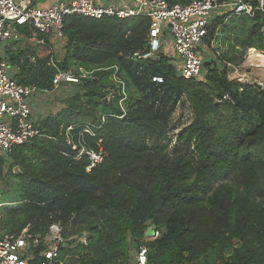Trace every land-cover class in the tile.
Segmentation results:
<instances>
[{
  "label": "trees",
  "instance_id": "trees-1",
  "mask_svg": "<svg viewBox=\"0 0 264 264\" xmlns=\"http://www.w3.org/2000/svg\"><path fill=\"white\" fill-rule=\"evenodd\" d=\"M226 19L212 21L206 43ZM228 19L231 26L223 28L234 36L231 53L242 60L246 49L264 51L262 12ZM63 24L64 56L57 67L117 65L127 81L126 112L120 118L108 71L74 85L80 91L63 100L64 108L38 123L41 135L13 149L9 171L18 181L1 229L44 235L59 223L63 264H130L131 251L142 244L147 264H264V86L229 80L225 65L206 63L203 77L186 80L164 53L133 57L147 48V18L66 16ZM22 33L32 37L27 28ZM25 41L8 51L20 69L18 82L52 90V53L41 57L30 45L21 47ZM155 76L163 82L153 83ZM109 91L114 97L106 101ZM180 97L192 117L167 137V119ZM69 126L77 150L66 143ZM82 147L102 150V162L87 171L89 157L76 159ZM5 163L0 158V174ZM148 226L161 235L142 242ZM83 235L86 245L69 240ZM42 249L33 251L32 264L41 261Z\"/></svg>",
  "mask_w": 264,
  "mask_h": 264
},
{
  "label": "built area",
  "instance_id": "built-area-1",
  "mask_svg": "<svg viewBox=\"0 0 264 264\" xmlns=\"http://www.w3.org/2000/svg\"><path fill=\"white\" fill-rule=\"evenodd\" d=\"M256 2L257 5L253 6L249 0H189L173 4L168 0H0V158L9 159L16 146L28 143L41 135L38 123L47 108L43 105L47 98L43 97L53 96L66 85H78L93 79L97 72H109V81L119 95L118 106L122 111L120 118L126 112L127 81L117 65L93 69L81 66L59 69L57 63L63 59L62 53L60 59L54 61L51 57L50 60V65L56 69L52 78V90H40L33 84L23 85L18 82L20 69L10 62L8 51H16L19 48L17 43L21 40L33 39L37 34L40 37L39 44H48L53 55V48L62 47L61 52L64 50L63 20L66 16H83L94 20L143 17L149 20L147 48L144 52L134 53L133 57L149 60L164 53L176 67L177 75L186 80L203 77L206 63H215L219 68L225 65L228 68L229 80L253 84L242 79L241 75H234L231 71H236V66L221 59L220 54L213 49V39L209 44L206 40L208 26L217 18H251L256 11L264 14L263 0ZM25 28L32 32V37L28 38L22 33ZM261 32L264 35V25ZM205 50L214 55L207 61ZM27 58L29 63L36 61L35 56ZM151 81L160 84L163 78L155 76ZM113 97V91H109L105 100L109 101ZM223 99L230 100L228 96ZM72 130V126L66 128L65 140L72 150H77V146L69 137ZM85 131L89 133L88 129ZM82 154L87 155L91 161L87 171L101 163L104 158L102 150L96 153L82 147L76 159ZM62 230L59 223L51 224L44 235H32L28 228L21 230L18 235L0 230V264H32L33 251L42 246L41 261L38 264H63L64 259L60 257L59 248L66 240ZM160 235L159 230L148 226L142 242L157 239ZM73 239L86 245L85 235L69 238ZM147 255V247L140 245L130 264H147Z\"/></svg>",
  "mask_w": 264,
  "mask_h": 264
},
{
  "label": "rangeland",
  "instance_id": "rangeland-1",
  "mask_svg": "<svg viewBox=\"0 0 264 264\" xmlns=\"http://www.w3.org/2000/svg\"><path fill=\"white\" fill-rule=\"evenodd\" d=\"M232 17H234V16H232ZM209 20H211V18H209ZM230 26H231V22H229V19L227 18L225 21V25L221 26L218 29L214 39L212 40L213 41L212 45L214 47L213 49H215V51H217L220 54V57L222 60H225L224 54H226V53L232 55L233 57H237V58L239 56V53H231L230 52V44L233 43V37L234 36L232 34H228V32H226V30H224V28H223V27L229 28ZM39 39H40V37H38V35L35 34L33 39H30V40L27 39L25 41V43H21L20 46L23 47L25 45H30L31 47L36 49L37 55L44 57L45 55L49 54V52H51V50H50V48H48L49 49L48 50L45 47V45L39 44V42H38ZM250 49H254V48L246 49L244 52V56H243L242 60H239V58H238L237 60H235V62H232L236 66L235 67L236 71H231V70L230 71L234 72V75H241L242 79H244L246 81L258 84L260 86H264V76H263L264 75V68L258 67L255 65H251L249 62H247V60H248L247 58H248ZM61 50H62V47L61 48L56 47L55 49L53 48L54 53H53L52 57H53L54 61L56 59H60L62 53L64 55V50L62 52H61ZM239 50L242 51L241 48H239ZM256 51H258V50H256ZM258 52H260L261 54H264V51H258ZM212 56H214V55L211 51L208 50V52H207V50H205V61L211 59ZM247 68L249 69V71L246 70ZM78 91H80V90L78 88H76V86H74V85H68L67 86L66 85L65 88L61 89L58 93L53 94V96L51 95V96L43 97L44 99L47 98L45 100L46 102L43 101L44 102L43 105L46 106L47 108L42 113V115L40 116V119H43V118L47 117L48 115L58 114L65 106L63 100L65 98L69 97L70 95H74ZM191 112H192V108L188 104L186 98L180 97V99L178 100L174 110L171 112V114L169 115V117L167 119V130H168L167 137L170 133L171 128L174 125H177L179 123L181 124L184 121H186V124H187V121L192 117ZM186 124H184V125H186ZM184 125H183V127H184ZM183 127H181V128H183ZM181 128H180V130H181ZM166 138L164 139V144L166 146V150L169 152H172V149L174 147L169 149V147L166 145ZM175 142H176V140H175ZM11 164H12L11 159H7L6 163L4 165L3 171L0 174V215H1V220H2L6 210L9 207H11L12 201L15 200V196L13 194V188L17 185L18 180L10 174L9 170H10ZM13 173H15V174L19 173V168L14 167ZM1 220H0V230H2L1 229V226H2ZM131 255H133V257H134L135 250L131 251Z\"/></svg>",
  "mask_w": 264,
  "mask_h": 264
},
{
  "label": "bare ground",
  "instance_id": "bare-ground-1",
  "mask_svg": "<svg viewBox=\"0 0 264 264\" xmlns=\"http://www.w3.org/2000/svg\"><path fill=\"white\" fill-rule=\"evenodd\" d=\"M247 59H248L247 62H249L251 65H255V66L264 68V54H261L260 52L254 50V49H250ZM177 125H174L173 127H175Z\"/></svg>",
  "mask_w": 264,
  "mask_h": 264
},
{
  "label": "water",
  "instance_id": "water-1",
  "mask_svg": "<svg viewBox=\"0 0 264 264\" xmlns=\"http://www.w3.org/2000/svg\"><path fill=\"white\" fill-rule=\"evenodd\" d=\"M263 3H264V0H263ZM246 70H247V71H249V69H248V68H247Z\"/></svg>",
  "mask_w": 264,
  "mask_h": 264
}]
</instances>
